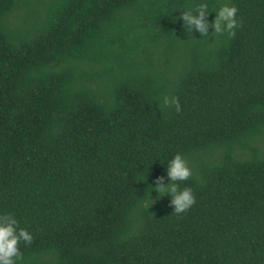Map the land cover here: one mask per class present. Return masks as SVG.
Masks as SVG:
<instances>
[{
	"label": "trees",
	"instance_id": "obj_1",
	"mask_svg": "<svg viewBox=\"0 0 264 264\" xmlns=\"http://www.w3.org/2000/svg\"><path fill=\"white\" fill-rule=\"evenodd\" d=\"M201 3L234 34L171 69ZM176 153L179 214L155 190ZM7 213L15 264H264V0H0Z\"/></svg>",
	"mask_w": 264,
	"mask_h": 264
},
{
	"label": "clouds",
	"instance_id": "obj_2",
	"mask_svg": "<svg viewBox=\"0 0 264 264\" xmlns=\"http://www.w3.org/2000/svg\"><path fill=\"white\" fill-rule=\"evenodd\" d=\"M237 8L235 5L222 4L216 11L214 19L209 22L206 17L209 13L207 4H199L195 10H186L180 13L183 27L193 31L195 29L201 35H207L211 27L213 32H228L234 34L237 27ZM175 102V101H173ZM164 103H169L167 97ZM166 175L169 182L164 183L163 177H157L155 190L163 194H169L170 205L176 213H182L195 203V196L190 187L180 188L177 181L186 180L191 175L187 161L180 153L174 154L167 162ZM31 234L20 228L17 219L10 213L0 215V264H15L19 258V241L30 242Z\"/></svg>",
	"mask_w": 264,
	"mask_h": 264
},
{
	"label": "rangeland",
	"instance_id": "obj_3",
	"mask_svg": "<svg viewBox=\"0 0 264 264\" xmlns=\"http://www.w3.org/2000/svg\"><path fill=\"white\" fill-rule=\"evenodd\" d=\"M22 36H27V31H23ZM226 32L216 33L210 27L207 35H201L197 32L191 39L182 43L179 50L174 52L173 56L169 59V66L171 69H178L182 63L188 58V51L197 55H207L221 46L225 38Z\"/></svg>",
	"mask_w": 264,
	"mask_h": 264
}]
</instances>
